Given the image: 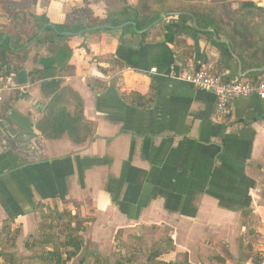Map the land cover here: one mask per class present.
I'll use <instances>...</instances> for the list:
<instances>
[{
  "label": "crops",
  "instance_id": "crops-1",
  "mask_svg": "<svg viewBox=\"0 0 264 264\" xmlns=\"http://www.w3.org/2000/svg\"><path fill=\"white\" fill-rule=\"evenodd\" d=\"M114 2L0 0V37L17 6L61 26L70 7L100 16ZM164 21L137 50L117 30L73 36L71 75L30 83L32 55L14 59L0 84V254L16 264H264V100H236L220 120L214 96L172 78L188 59L229 80L264 78L247 74L264 52L234 51L214 31L239 59L224 70L210 34L186 23L168 45L173 71L151 73L145 52L164 44ZM256 23L246 42L262 46ZM64 87L93 126L83 144L36 130L39 107Z\"/></svg>",
  "mask_w": 264,
  "mask_h": 264
},
{
  "label": "trees",
  "instance_id": "trees-1",
  "mask_svg": "<svg viewBox=\"0 0 264 264\" xmlns=\"http://www.w3.org/2000/svg\"><path fill=\"white\" fill-rule=\"evenodd\" d=\"M231 1L240 3L239 0ZM226 2L221 0L220 3H216L211 0L204 4V0H139L136 5H129L125 0H115L113 6L105 9L100 16H94L88 7L82 9L70 7L61 26H51L44 15L37 16L30 13L28 7L17 6L12 12V22L7 31L9 38L0 44V84L10 76V65L14 59L26 63L29 55H32L31 62L36 65L27 72L30 83L73 74L74 66L70 64L73 53L67 45L72 36L62 35L63 33L93 34L100 30L89 33L84 31L98 27L118 28L125 23H132L136 30L141 31L164 14L168 16L165 21L174 16L176 20L165 24L164 44L149 47L145 52L147 68L155 69L158 74L166 71L172 63V53L168 45L186 28L185 25L191 18L196 21L198 28L210 27L216 33L224 34L230 40L234 51L244 54L251 50L254 52L261 50L263 53L264 39L260 41L262 46L249 44L246 39L249 32L254 30V26L249 28L248 17L254 18L255 14L264 15V9L253 3H240L235 12H232ZM241 10L245 11L240 12ZM238 13L240 15H237ZM157 26L141 34L140 43H145L150 32ZM42 30V35L38 37ZM120 31L122 46L133 42L135 33L131 25ZM1 41L2 37L0 43ZM212 44L220 52L222 68L227 70L231 55L223 44L216 42ZM39 108L42 116L35 127L45 140L56 141L66 137L74 144H83L92 136L93 126L84 118L83 101L71 88H61ZM5 231L8 235L7 228ZM81 239L80 235L74 240L71 246L73 250L78 252L81 249ZM0 259V264H16L12 257L5 254H0Z\"/></svg>",
  "mask_w": 264,
  "mask_h": 264
},
{
  "label": "built area",
  "instance_id": "built-area-1",
  "mask_svg": "<svg viewBox=\"0 0 264 264\" xmlns=\"http://www.w3.org/2000/svg\"><path fill=\"white\" fill-rule=\"evenodd\" d=\"M169 69L173 71L172 64ZM150 72L156 73V70L151 69ZM172 78L214 96L213 117L220 120L231 115L232 105L236 100L253 96L264 100V78L230 81L226 73L213 72L205 64H196L192 59L184 62L179 73H172Z\"/></svg>",
  "mask_w": 264,
  "mask_h": 264
},
{
  "label": "water",
  "instance_id": "water-1",
  "mask_svg": "<svg viewBox=\"0 0 264 264\" xmlns=\"http://www.w3.org/2000/svg\"><path fill=\"white\" fill-rule=\"evenodd\" d=\"M257 7L258 8H262L264 9V2L263 3H259L257 4ZM168 16L167 15H161L159 17V19L157 21H155L151 26H149L148 28L144 29V30H141V31H138L136 30L135 28V25L132 24V23H125L124 25L118 27V28H111V27H98V28H93V29H87L84 31V33H89V32H92V31H96V30H103V29H108V30H117V31H120L122 30L124 27L128 26V25H131L134 29V33H135V38L133 40V42H129V43H126L125 46L127 48H129L130 50H137L138 47H139V44H140V39H139V36L143 33H145L146 31H148L151 27L153 26H156L158 25L160 22H162L165 18H167ZM187 26L189 28H193L197 31H200V32H204V33H207V34H210L211 38L213 41L219 43V44H223L226 49L228 50L229 54L232 56V58L237 62L239 63V59L238 57L232 52L231 50V47L229 45V42L227 39H225L224 37L222 36H217L216 33L214 32L213 29L211 28H206V29H199L196 25V22L195 20L193 19L191 22L187 23ZM42 32L43 30L39 33L38 37H40L42 35ZM62 35H69V36H76L74 34H67V33H63ZM9 38L8 35L4 36L3 39H2V42L1 44L5 41L6 38ZM9 46H11V42H9ZM239 71H240V65H239ZM264 72V66L262 68H258V69H253V70H250L247 74H251V73H256V74H259V73H263ZM245 75H239L237 76L238 78L235 79V80H232L233 78L230 79V81H236V80H240L244 77ZM5 122H3L4 124Z\"/></svg>",
  "mask_w": 264,
  "mask_h": 264
},
{
  "label": "rangeland",
  "instance_id": "rangeland-1",
  "mask_svg": "<svg viewBox=\"0 0 264 264\" xmlns=\"http://www.w3.org/2000/svg\"><path fill=\"white\" fill-rule=\"evenodd\" d=\"M213 2H216V3H220V1L221 0H212ZM224 1H227L226 3V5H228L229 6V8H231V7H235V10L238 8V6H240V3H237L236 1H231V0H224ZM245 2V3H251L250 2V0H240V2ZM260 1V0H259ZM255 2L257 3L258 2V0H255ZM253 3V2H252ZM258 3H263V2H258ZM245 10H241L240 12H244ZM233 12V11H232ZM235 12V11H234ZM237 15H240V13H238ZM256 16L255 17H259V19H260V21H261V23L260 24H255L256 26H258L257 27V30H259V31H261V32H263L264 33V15H261V14H255ZM257 15H259V16H257ZM254 17V18H255ZM254 18H251V17H248V20H249V22H250V24H251V21H253V19ZM261 19H263V20H261ZM252 27H253V25H252Z\"/></svg>",
  "mask_w": 264,
  "mask_h": 264
}]
</instances>
